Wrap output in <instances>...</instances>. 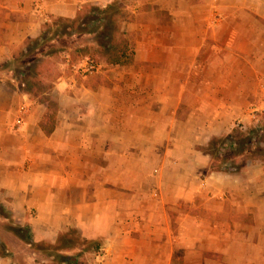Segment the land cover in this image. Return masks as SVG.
Returning <instances> with one entry per match:
<instances>
[{
    "label": "crops",
    "instance_id": "1",
    "mask_svg": "<svg viewBox=\"0 0 264 264\" xmlns=\"http://www.w3.org/2000/svg\"><path fill=\"white\" fill-rule=\"evenodd\" d=\"M113 1L0 0V204L35 243L102 240L87 264H264V161L213 171L202 150L264 101V0H142L126 26L135 63L106 65L110 84L61 74L48 136V106L11 63L50 20Z\"/></svg>",
    "mask_w": 264,
    "mask_h": 264
},
{
    "label": "trees",
    "instance_id": "2",
    "mask_svg": "<svg viewBox=\"0 0 264 264\" xmlns=\"http://www.w3.org/2000/svg\"><path fill=\"white\" fill-rule=\"evenodd\" d=\"M124 0H114L107 7L90 6L86 11H82L74 19L54 18L47 24L38 40H29L26 49L18 56L20 61H14L16 65L15 73L22 76L25 86L31 78L30 72L40 63L39 60L22 64L23 59L32 57L37 50L43 46L54 42L56 39L64 37H75L80 35L93 36L87 46L78 52L80 61L91 60L95 53L103 56L105 62L111 66L129 67L135 63L136 51L131 36L123 29L125 12L122 8ZM75 65L70 62V67ZM22 68V70H20ZM41 102L48 106L50 112L41 123V129L46 135H51L56 127V115L58 104L50 96H44ZM259 143L264 144V130L261 126L252 128L247 133L238 130L222 138H213L202 150L212 158V163L220 161L222 155H226V161L235 159L243 155L247 148ZM253 160H262L264 157L258 156ZM225 162L224 170L230 171L234 162ZM213 171H223L222 168H213ZM0 217L9 222L3 226L4 231L12 234L24 243L30 245L36 254L38 264H87L85 256L90 253L99 254L104 246L102 240L89 241L83 239L79 231L70 230L58 239L55 245L47 243H35L30 225L19 226L16 224L11 212L0 204ZM79 250V251H78ZM77 251V252H76ZM73 252V254H67ZM0 258L11 259V264H25L18 262L10 245L0 236ZM42 258L43 261H40Z\"/></svg>",
    "mask_w": 264,
    "mask_h": 264
},
{
    "label": "rangeland",
    "instance_id": "3",
    "mask_svg": "<svg viewBox=\"0 0 264 264\" xmlns=\"http://www.w3.org/2000/svg\"><path fill=\"white\" fill-rule=\"evenodd\" d=\"M122 8L125 12V21L123 24V29L126 31V26L128 23L132 22L136 19V15L133 13H138L141 8H146V5L142 4V0H124L122 3ZM88 8V7H87ZM87 9H83L82 11H86ZM52 20H50L51 23ZM49 24V23H48ZM93 36L89 35H80L75 37H64V38H58L54 42L47 44L36 51V53L30 57L25 58L22 60V64L20 65H26L28 62H33L34 60H39V65L35 67L31 72V78L27 83L28 86H26L24 89H29L30 92L33 93L34 98L41 100L44 96H50L52 100L56 103V100L52 97V89L55 87V84L57 83L58 79L60 78L61 74L66 73V75L69 78L75 79L79 83H83L86 80H90L89 85L90 86H96L99 83L105 82L107 84H110L109 80V67L103 56L99 54L98 52L94 54V57H91L90 62H93L97 69L100 70L96 71L85 77L82 75L81 71V61L80 56L78 55V52L81 51V48L84 46H87V42L92 38ZM132 39V37H131ZM67 56H71V61L75 63L73 67H65V61L67 60ZM18 59H21L20 57ZM70 59V58H69ZM111 66V65H108ZM88 78V79H87ZM262 97H256L252 101V107L253 110L260 109L261 104L263 101H261ZM261 128L264 130V112L261 113ZM242 121V119L237 120L234 122V125L238 122ZM251 125V120L249 123H246ZM255 128V127H253ZM234 129V128H233ZM249 151H245L242 155V159L240 161H237L238 158L235 159H229V161H226V158H228L226 155H222L220 157V161L215 163V169L216 168H225V162H228V164H231L230 162H234L232 170H241L244 168V166L247 164L249 160H253L254 158H259L258 156H261V158L264 157V144L259 143L257 145H254L250 148H247ZM228 171V170H225ZM231 171V170H230ZM3 222V221H2ZM6 223H0V236L1 237H8L10 240V234H8L6 231H4L3 226L5 224H9L8 221H5ZM23 242V241H22ZM24 243V242H23ZM17 251H21L19 254V258L17 259L18 262H24V260L29 259V254L25 252L23 249L20 250V248L16 249ZM33 250V249H32ZM34 251V250H33ZM40 261H43L42 258H39Z\"/></svg>",
    "mask_w": 264,
    "mask_h": 264
},
{
    "label": "built area",
    "instance_id": "4",
    "mask_svg": "<svg viewBox=\"0 0 264 264\" xmlns=\"http://www.w3.org/2000/svg\"><path fill=\"white\" fill-rule=\"evenodd\" d=\"M97 67L93 62L86 61V63L81 67L82 75L87 77L91 74H93L96 71ZM264 112V101L261 104L260 109L252 110L250 113V120H251V125L246 124L245 122L238 121L234 125V130H238L242 133H247L249 132L253 127L257 128L261 126V113ZM28 113V107L27 106H22L19 111V116L16 120V128L19 130L21 129L26 121V115Z\"/></svg>",
    "mask_w": 264,
    "mask_h": 264
}]
</instances>
